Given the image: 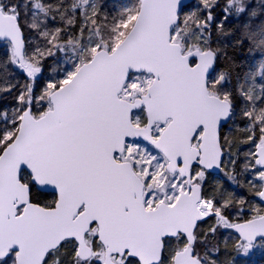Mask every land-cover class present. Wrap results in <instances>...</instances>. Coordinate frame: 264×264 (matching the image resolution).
<instances>
[{
  "label": "snow or ice",
  "instance_id": "1",
  "mask_svg": "<svg viewBox=\"0 0 264 264\" xmlns=\"http://www.w3.org/2000/svg\"><path fill=\"white\" fill-rule=\"evenodd\" d=\"M257 255L264 0H0V264Z\"/></svg>",
  "mask_w": 264,
  "mask_h": 264
},
{
  "label": "rangeland",
  "instance_id": "2",
  "mask_svg": "<svg viewBox=\"0 0 264 264\" xmlns=\"http://www.w3.org/2000/svg\"><path fill=\"white\" fill-rule=\"evenodd\" d=\"M254 259H255V264H264V257L257 255Z\"/></svg>",
  "mask_w": 264,
  "mask_h": 264
},
{
  "label": "trees",
  "instance_id": "3",
  "mask_svg": "<svg viewBox=\"0 0 264 264\" xmlns=\"http://www.w3.org/2000/svg\"><path fill=\"white\" fill-rule=\"evenodd\" d=\"M68 55H70V54H68Z\"/></svg>",
  "mask_w": 264,
  "mask_h": 264
}]
</instances>
